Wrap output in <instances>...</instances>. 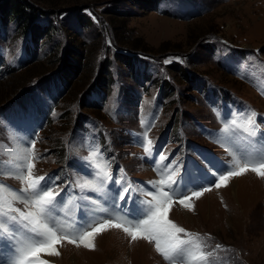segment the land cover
<instances>
[{
  "label": "rangeland",
  "instance_id": "1",
  "mask_svg": "<svg viewBox=\"0 0 264 264\" xmlns=\"http://www.w3.org/2000/svg\"><path fill=\"white\" fill-rule=\"evenodd\" d=\"M26 1L32 8L24 22L6 17L8 0H0V180L25 186L14 177L15 156L35 140L34 174L69 186L61 218L72 216L73 199L85 210L97 207L76 187L93 171L88 157L97 149L111 161L114 180L143 200L173 160L178 180L197 166L210 177L229 164L234 143L223 129L233 119L255 111L260 131L252 139L264 137V0ZM232 107L238 118L230 117ZM246 135L239 131L235 147ZM236 179L194 199L189 219L174 205L169 218L207 236L206 250L219 264H264V179L250 172ZM116 190L120 184L109 182L107 193L86 194L112 211ZM103 233L115 235L116 248L119 241L134 245L133 260L119 251L107 260V242L91 251L65 242L50 264H72L69 250L78 252L75 264H86L95 250L105 254L99 264H168L154 244L120 229Z\"/></svg>",
  "mask_w": 264,
  "mask_h": 264
},
{
  "label": "snow or ice",
  "instance_id": "2",
  "mask_svg": "<svg viewBox=\"0 0 264 264\" xmlns=\"http://www.w3.org/2000/svg\"><path fill=\"white\" fill-rule=\"evenodd\" d=\"M256 115L252 111L242 120L233 119L230 125L225 124V132L234 129L246 133L243 139L247 143L243 147L229 145L232 160L229 164L221 162L222 166L217 169L221 174L209 177L197 167L195 172H188L178 180L180 167L173 160L160 172L158 180L150 182L153 188L145 192L143 200L135 194V190L121 182L122 178L114 180L111 161L103 159L98 149L93 151L88 157L93 171L87 178H77L76 187L83 194L80 199L97 207L91 211L86 209L79 220L74 213L70 219L58 216L68 201L58 199L63 189L56 188L54 180L45 181L44 176L34 174V161L38 157L35 153L36 141H30V146L20 148L13 167L14 177L25 186L16 190L0 180V264H50L43 256H59V246L65 242L94 250L96 236L109 229L122 230L132 241L142 239L154 244L155 251L168 264H219L213 251L206 250L208 237L179 225L169 218V211L174 204L193 210V200L211 191L210 187H203L204 184H214L219 189L227 186L233 177L249 171L264 179V137L259 141L252 139L260 131L255 122ZM143 137L145 152L148 153L152 141L148 138L147 129ZM166 159V156L160 155V161ZM3 170V161L0 160V174ZM109 182L121 186V190H116L114 200L125 201L124 206L114 203L112 211L86 194L107 193ZM133 201L135 207L131 206ZM18 202L23 203L24 210L16 206ZM71 203L81 207L75 199ZM221 249L222 245L215 246V250Z\"/></svg>",
  "mask_w": 264,
  "mask_h": 264
},
{
  "label": "bare ground",
  "instance_id": "3",
  "mask_svg": "<svg viewBox=\"0 0 264 264\" xmlns=\"http://www.w3.org/2000/svg\"><path fill=\"white\" fill-rule=\"evenodd\" d=\"M144 166H146V165H144ZM250 172V171H249ZM250 173H252V172H250ZM236 178H238V177H234V178H232L230 181H229V184H231V186H232V184L233 183H235V181L237 182V179ZM238 184V183H237ZM235 192H236V195H237V193H239L240 192V189L238 188V189H235ZM242 192H244V190H242ZM233 195H234V192H233ZM234 198H235V195L234 196H232V200H234ZM250 199H247L246 198V201H249ZM240 201V200H239ZM174 206H175V209L177 210V211H179V212H183V214H184V217L186 218V219H189L190 217H191V210H186V209H184V208H182L179 204H174ZM101 236H99V239H97L96 240V242H95V245H98L97 247H99V248H102V246L103 245H105V243L107 242L108 244H110V243H112V242H114V234H112V233H103V234H100ZM122 235H123V233H122ZM126 235V234H125ZM124 237V236H123ZM122 237V238H123ZM106 243V244H107ZM100 244V245H99ZM115 244H118V245H120V246H122L121 248H116L115 247V245L114 244H110V246H107L106 245V247H111L107 252H106V259L107 260H109V256L111 257V258H116V254H117V251H119L120 252V257L119 258H123V256L124 257H126L127 256V254L129 253V255H128V257H127V259H130V258H132V260H133V252H132V250L135 248V246L133 245L130 249L128 248V245L127 244H125V242L123 243V242H121V241H119V242H117V243H115ZM63 245H65V244H63ZM146 246V245H145ZM144 247V246H143ZM144 248H146V247H144ZM64 249H66V248H64ZM79 249V248H78ZM103 249V248H102ZM117 249V250H116ZM147 249V248H146ZM68 250V249H67ZM106 249H104V251H105ZM59 251H60V249H59ZM91 251V250H90ZM65 252H67V256H69V258H70V261L72 262V264H75L74 262H76L77 261V258L79 257V256H75V254H77L78 252L77 251H75V250H69V251H65ZM95 252V253H94ZM94 252H92L91 253V255H90V257L88 258L87 257V259H86V264H99V261H100V259L105 255L104 254V252L101 254V255H98V253H100L99 251H94ZM81 255H83V253H80ZM147 255L149 254V253H146ZM77 257V258H76ZM43 258L44 259H47L49 262H53L54 260H53V258L52 257H48L47 255H44L43 256ZM145 258V257H144ZM126 259V260H127ZM111 260V259H110ZM118 260H120V259H118ZM107 262V261H106ZM109 262H111V261H109Z\"/></svg>",
  "mask_w": 264,
  "mask_h": 264
},
{
  "label": "trees",
  "instance_id": "4",
  "mask_svg": "<svg viewBox=\"0 0 264 264\" xmlns=\"http://www.w3.org/2000/svg\"><path fill=\"white\" fill-rule=\"evenodd\" d=\"M30 8H32V4L26 0H8L7 5H4V14L6 17L9 16L19 21L27 22L31 18ZM5 16L1 19L4 20L6 18ZM83 19L87 20L85 16ZM121 59L124 61L127 60L125 57H121Z\"/></svg>",
  "mask_w": 264,
  "mask_h": 264
}]
</instances>
